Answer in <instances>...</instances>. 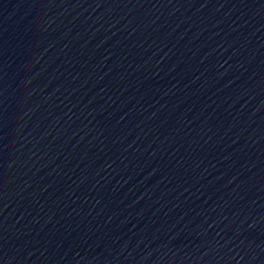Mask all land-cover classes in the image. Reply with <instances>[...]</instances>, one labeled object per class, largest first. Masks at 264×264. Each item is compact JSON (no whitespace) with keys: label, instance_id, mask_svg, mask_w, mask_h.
<instances>
[{"label":"water","instance_id":"95a60500","mask_svg":"<svg viewBox=\"0 0 264 264\" xmlns=\"http://www.w3.org/2000/svg\"><path fill=\"white\" fill-rule=\"evenodd\" d=\"M0 264H264V0H0Z\"/></svg>","mask_w":264,"mask_h":264}]
</instances>
